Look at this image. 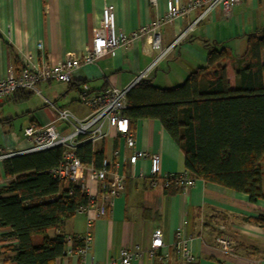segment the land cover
Returning a JSON list of instances; mask_svg holds the SVG:
<instances>
[{"label": "crops", "instance_id": "obj_1", "mask_svg": "<svg viewBox=\"0 0 264 264\" xmlns=\"http://www.w3.org/2000/svg\"><path fill=\"white\" fill-rule=\"evenodd\" d=\"M168 1L158 0L157 6H153L149 0H0V80L6 78L11 69L18 72L27 60L36 64L44 60L62 63L68 55L82 56L92 42L94 29L106 3L116 7L118 32L131 36L165 14ZM172 1L186 4L189 0ZM199 16L200 11H197L163 28V47L169 46L180 30L191 25ZM262 30L264 0H242L230 16L221 8H216L194 26L188 38L166 59L152 67L143 80H149L159 88L179 86L191 73L207 65L209 49L219 44L231 54L226 66L228 80L234 89V67L246 52L247 37ZM157 55L158 52L151 48L150 39H137L94 65H82L62 97L72 91L79 94L80 88L75 86L78 82H86L92 94L110 87L125 89L152 66ZM51 87L52 83L41 84L39 95L42 96V90L49 92ZM28 93H31L28 98L25 93H17L0 103V147L6 150L18 151L29 147L22 130L33 117L42 124H50L52 115L56 113L47 107L46 100H49L44 98L42 111L31 114L32 109L27 107L26 102L32 99L33 93ZM58 95L55 99L59 98ZM77 101L78 105L87 109L79 99ZM52 103L57 109L69 110L77 119L89 114L88 109L86 115L79 110L75 114L67 108V103L61 106L57 101ZM132 131L137 149L160 156L162 175L185 172L184 153L159 120L139 121ZM94 149L103 151L104 156H109L114 150H119L126 158L132 153L114 130H108V136ZM261 166L264 192V162ZM122 171L129 174L126 190L114 200L105 216H98L96 211L77 213L60 230L48 232L49 237L59 232L67 236H84L89 232L92 236L85 258L67 255L55 264H90L92 261L110 264L118 260L123 248H138L142 252V257L133 264H185L174 252L177 230L183 232V239L196 257L193 264H264V226L256 222L264 216V200L252 203L247 194L202 180H196L187 191L174 187L165 189L149 177L147 160H139L134 168L126 162ZM11 181L13 178L5 174L4 162H0V189L7 187ZM89 185L93 192H98L97 184ZM218 224L226 226L234 238L236 257L215 248L218 233L215 226ZM158 229L162 231L166 245L162 250L166 258L162 261L149 254L152 236ZM7 232L0 229V264H17L4 261L8 257L12 259L19 246L15 238L5 236Z\"/></svg>", "mask_w": 264, "mask_h": 264}, {"label": "trees", "instance_id": "obj_2", "mask_svg": "<svg viewBox=\"0 0 264 264\" xmlns=\"http://www.w3.org/2000/svg\"><path fill=\"white\" fill-rule=\"evenodd\" d=\"M263 52L264 30L248 35L246 52L234 67V89L226 66L231 54L219 44L209 49L207 65L179 86L159 88L149 80L140 81L127 95L125 115L131 129L142 120H159L184 153L185 171L192 178L247 194L252 203L264 200ZM64 150L55 147L3 161L5 174L13 181L0 189V229L19 245L5 263L55 264L69 249L84 246L78 239L68 244L67 235L60 232L48 236L89 204L78 187L48 173L59 165ZM76 155L84 166L96 168L105 157L91 143L78 146ZM256 222L264 226V216Z\"/></svg>", "mask_w": 264, "mask_h": 264}, {"label": "built area", "instance_id": "obj_3", "mask_svg": "<svg viewBox=\"0 0 264 264\" xmlns=\"http://www.w3.org/2000/svg\"><path fill=\"white\" fill-rule=\"evenodd\" d=\"M149 1L153 6H157L158 0ZM241 2L242 0H189L186 4H178L169 0L165 14L133 32L131 36L118 32L116 7L112 3H106L94 29L92 42L82 56L68 55L62 63L44 60L41 64H36L27 60L18 72L11 69L6 78L0 80V103L22 91L40 94L41 84H70L82 65H94L101 58L114 55L118 48L126 47L137 39H150L152 50L158 52L152 66L137 76L133 84L125 89L110 87L103 92L92 94L89 86L83 84L80 87L79 102L89 110L88 116L83 119H77L67 109H57L52 102L46 100L47 107L56 112L52 115L51 123L45 125L38 118L33 117L31 123L22 130V136L29 143V147L18 151L0 147V162L17 155L63 147L65 150L61 162L48 173L54 179L78 187L88 196V206L81 207L77 213L96 211L98 216H105L108 213L114 200L126 190L129 174L122 171V166L126 162L134 168L139 160H147L148 175L155 183H160L165 189L174 187L176 190H189L195 185L196 179L188 172L162 175L160 156L137 149L130 121L125 115L128 108L127 95L133 86L147 77L152 67L166 59L179 44L184 42L194 26L206 19L214 9L221 8L227 16H230L233 9ZM197 11H200L199 18L180 30L173 42L164 48L161 33L163 28ZM108 130H114L124 139L126 148L132 150L131 155L126 158L119 150H114L109 156L104 157L100 168L94 165L84 166L76 155L78 146L83 143H91L95 146L108 136ZM90 183L98 185V192H93ZM72 192L73 189H69V194ZM215 227L218 231L214 241L215 248L230 257H236L237 244L226 226L218 224ZM182 233L181 230H177L178 240L173 245L174 252L185 264H193L196 262V257L183 239ZM75 239L84 242V246L76 250L69 249L67 255L85 258L90 250L91 234L88 232L84 236H67L68 244H72ZM165 246L162 231L158 229L152 236L149 254L162 261L166 258L165 253L162 252ZM142 255L138 248L135 250L123 248L118 260L110 264H133ZM90 264L96 263L92 261Z\"/></svg>", "mask_w": 264, "mask_h": 264}, {"label": "rangeland", "instance_id": "obj_4", "mask_svg": "<svg viewBox=\"0 0 264 264\" xmlns=\"http://www.w3.org/2000/svg\"><path fill=\"white\" fill-rule=\"evenodd\" d=\"M67 90H68V84L66 83H52V87L49 92L45 93L44 90H42V96L37 93H33L32 99L26 102V105L28 104L27 107L32 109L31 114L37 113L39 111H42V108L44 106V101H45L44 98H46L51 102L57 101V103L60 106L63 105L64 103H67V108H69L75 114L78 113V110L82 112V115L88 114L87 109L78 105L77 100L79 99V94L77 92L72 91L68 93L65 97H62L64 96V93ZM57 93L59 94L58 95L59 98L55 99V95Z\"/></svg>", "mask_w": 264, "mask_h": 264}]
</instances>
